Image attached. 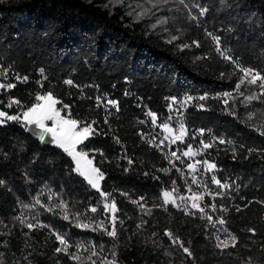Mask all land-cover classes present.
Masks as SVG:
<instances>
[{"label": "trees", "instance_id": "16d2710c", "mask_svg": "<svg viewBox=\"0 0 264 264\" xmlns=\"http://www.w3.org/2000/svg\"><path fill=\"white\" fill-rule=\"evenodd\" d=\"M179 1L181 21L187 7L206 9L202 27L221 38L233 60L264 73V0ZM233 60L214 61L204 48L168 41L123 10L92 1L0 0V81L15 85L0 89V110L21 116L38 103V94L51 92L62 115L95 121V132L81 149L104 174L98 191L56 144H43L21 121L0 125L4 264H77L56 252L62 246L53 233L85 245L87 251L68 249L80 255L79 264H91L86 258L93 248L96 264L111 261L113 252L117 264H264V122L227 113L215 99L237 83L230 71ZM183 95H208L206 109H188L187 123L225 137L208 153L216 165L211 171L230 187L214 183L203 213L162 201L165 190L186 192L187 178L146 138L149 112L166 117L171 98ZM13 100L20 104L8 107ZM101 192L117 208L115 237L97 227L103 222L102 228L113 230ZM220 219L226 223L220 225ZM27 223L48 227L29 229ZM231 236L235 247H217V237L231 244Z\"/></svg>", "mask_w": 264, "mask_h": 264}, {"label": "rangeland", "instance_id": "374dc122", "mask_svg": "<svg viewBox=\"0 0 264 264\" xmlns=\"http://www.w3.org/2000/svg\"><path fill=\"white\" fill-rule=\"evenodd\" d=\"M87 1L95 2L104 8L110 9L111 11L121 9L126 14L131 16L133 19L137 21H143L152 31H154L157 34H160L163 38H165L168 41L176 42L182 46L187 45L190 47L195 46L197 48H204L206 49L207 55L214 61L217 60L219 62L225 63L228 60L231 61L233 60L231 55L223 47L221 38L215 35L214 33L210 32L207 28L202 27L201 18H204V15L206 14V9L203 10L197 9L198 11L196 12L191 8L187 7L189 13L187 14L185 20L181 21L179 18L180 17L179 12L182 9V6L179 0H87ZM141 13L144 14L140 15ZM138 16L139 18H137ZM194 28L198 29V31H196L197 33H193ZM174 37L175 39H173ZM217 37L219 38V43H217V40L215 39ZM218 48L219 51H217ZM225 57H230L231 59H226ZM240 68L253 69L251 67L243 66L239 62L233 60V65L230 66V71L231 74L237 78V83L235 84L233 89L226 91L232 93V96L224 97L223 93H221L215 99L220 101V103L225 107V111L227 113L243 112V116L248 122H252L254 124L262 123L264 122V97H262L260 100H253L251 103H246L245 101V96L258 94L261 91V89L258 86L259 82H257V84H251V85L245 82V84L241 85L240 89L237 90L236 85L243 77V73L240 71ZM253 70L255 72H259L256 69ZM259 73L261 74V76H264V73L262 72ZM0 84L3 83L0 81ZM241 93H243V95H241ZM189 96H191L193 99L191 101H188L187 103H182L185 101L186 97ZM202 96L206 97V99L200 100L199 97L201 96L183 95L177 100H172L170 104V108L171 111H173L175 118H178L181 121H187L186 115L189 108H196L198 110L206 109L209 102V96L208 95H202ZM225 100H227V104L224 102ZM38 103H43V101H38ZM201 105L203 107H201ZM56 108L59 109L57 105ZM60 115L66 119H72L70 117L62 115L61 111H60ZM21 122L24 124L23 115H21ZM45 123L48 126H51L52 124L51 121H46ZM165 123L169 124L170 127L172 125L168 121L163 120V124ZM176 132H180V128L176 129ZM204 143L207 142L201 143V147H200L201 149H205L203 147ZM81 144H78L76 146L77 152L83 151L81 149ZM209 150L210 148H207V152L204 154L203 153L198 154L193 151V153L195 154L191 155V162L189 164H192L195 170H197L200 167V165L203 164V161H208L209 163H212L208 153ZM89 160L91 161L90 167L97 168L94 164L93 159L89 158L88 155H86V157L81 161L82 168L89 167V165H87V161ZM197 161H199L200 163H197ZM169 163L175 166L174 164L175 162L172 159L170 160ZM189 170L191 172L195 171L193 169H189ZM99 183L101 190L102 180ZM165 191L171 192L172 196L170 199L175 200V204L172 203H168V204H172L177 208H183L188 211L189 210L199 211L198 209L192 207V201L190 198L193 196V194H199L203 196L202 200L196 201V203H198L200 207L204 208V210H206V208L208 207L207 199H206L207 197L206 190H202L199 188L195 190V193H190L188 191L184 192L179 189H176V191H173V189H168ZM180 197H184L185 199L181 200ZM162 201L164 202L163 194H162ZM112 202L113 200L109 196L103 197V204L105 203L111 204ZM106 211L109 213L110 218L112 220L113 213L111 212L110 209H106Z\"/></svg>", "mask_w": 264, "mask_h": 264}, {"label": "snow or ice", "instance_id": "6c2138e0", "mask_svg": "<svg viewBox=\"0 0 264 264\" xmlns=\"http://www.w3.org/2000/svg\"><path fill=\"white\" fill-rule=\"evenodd\" d=\"M144 13H141L140 15H143ZM139 18V16L137 17ZM175 39V37L173 38ZM217 40V43H219V38H215ZM195 43V42H194ZM184 47H187V45H185ZM217 51H219V48L217 49ZM226 59H231L230 57H225ZM240 71L243 73V77L240 79L239 83L236 85V89L239 90L241 85L245 84V82H247L248 84H257V82H259V88L261 89V91L258 94H254V95H248L245 96V101L246 103H251L253 100H260L262 97H264V76H261V74L259 72H255L253 69H248V68H240ZM41 73H43V69H41ZM223 75V74H222ZM17 79L23 80V81H27V77H17ZM65 83L71 85L73 82L71 80L65 81ZM15 87L14 84H0V88H8L11 89ZM241 95H243V93H241ZM224 97H230L232 96V93L229 92H225L223 93ZM99 101V98H97ZM174 99V98H173ZM193 98L191 96L186 97L185 101L182 103H187L188 101H191ZM200 100H204L206 99V97L201 96L199 97ZM36 100L37 101H43V103H35L33 104L31 107H29L26 111L23 112V122L25 124V126L28 125H34L36 128L40 129V131L37 133V135L39 136V139L42 142H52L55 143L58 147H60L61 149H63L64 152H66L69 156H71L73 158V160L76 162V171H78L80 173V175H82L85 180L88 182V184H90L93 188L97 189L98 191L100 190V181L104 179V174L100 171L99 168H95V167H90L91 165V161H87V165H89V167H83L81 165V161L86 157L87 153L80 151L77 152L76 151V146L78 144H81L84 142V140H86L90 135H92L95 130L92 127V124L95 123V121H93L92 123H86V122H81L78 121L76 119H66L64 117H62L60 115V110L56 108L57 103H59L58 100H56L51 92H48L44 95H37L36 96ZM175 102V101H174ZM227 104V100L224 101ZM108 104H111L113 106H117V101L115 100H108L107 101ZM12 104H20V101L18 100H13L9 103L8 107H11ZM65 108H67V105H64ZM201 107H203L201 105ZM149 115L152 117V122L155 123L156 122V114L155 113H151L149 112ZM6 121H21V116L19 115H9L7 112L4 111H0V125L6 123ZM46 121H51L52 124L51 126H48L45 122ZM81 124H83V126H81ZM162 127L168 131L169 133L172 132L171 127L169 126V124L165 123L162 125ZM201 132H203V130H201ZM51 135V141H45V137L47 135ZM185 134V129L183 124L180 125V135L175 136L173 139V142H175V140H179L182 139V137ZM261 135H264V132H261ZM165 139H167V137H165ZM117 142L119 143V140L117 139ZM203 143V142H202ZM220 143H225V141L223 139L220 140ZM227 143H232L231 141H228ZM203 147L205 149L212 147V144L210 143H204ZM250 152L253 150H249ZM195 153H193L191 146L188 147V151H185L183 153L184 156H191L194 155ZM172 156H176L175 152L171 153ZM177 159H179V157H177ZM132 161L129 160V164H131ZM197 163H200L199 161H197ZM203 164L206 165V171L207 170H212L215 169L216 165L213 163H209L208 161H203ZM189 169H193L195 170L194 166L192 164L188 165ZM164 171H167V169H165ZM211 180L213 183L217 184L220 188H228L230 187V185L228 183H221L220 180H218L216 178L215 175H213L211 177ZM196 180L195 178H193V183H195ZM5 182L3 180H0V185H3ZM175 183V182H174ZM173 191H176V189H173ZM109 194L108 193H104L101 192V196L102 197H107ZM217 195H219V193H217ZM164 196V203L168 204V203H172L175 204V200L174 199H170L172 196L171 192L165 191L163 193ZM181 200H184V197H180ZM192 201V207L198 209L201 213L204 212V208L200 207V205L198 203H196V201L198 200H202L203 196L199 195V194H193V196L190 198ZM36 203L39 204L40 201L38 198H36ZM43 206V205H42ZM60 207H66L63 204L59 205ZM24 207H29V205H24ZM213 209H215V205H212ZM104 208L105 209H110L111 212L113 213L112 216V220H113V230L108 231L105 228H102V224L103 222H101L100 225H98L97 227H101L102 231L107 232L108 236L111 237H115L116 236V231H115V212L117 211L116 206H115V202H112L111 204L105 203L104 204ZM51 210V209H49ZM92 212H96V208H92L91 209ZM64 219H68V215L65 214ZM17 219H20L19 217H17ZM208 221L210 224L214 225L213 219L211 216L207 217ZM20 222L22 224L25 223L24 220L20 219ZM218 223L220 225H223L226 223L225 220L220 219L218 221ZM26 227L29 229H34L36 227H48L47 225H37V224H33V223H27ZM77 227H82V228H88L89 225L88 224H77ZM93 230H96L95 228ZM250 232H254V229H249ZM55 235L56 240L59 242V244L62 247H58L56 249V252H65L67 255H69V257L74 260L77 261V264H79L81 257L80 255H77L76 253H72L69 252L68 249L71 247H75L77 249V252H79L81 249H84L85 251H87V249L85 248V245L81 242H76L74 245L70 244L68 239H66V237L64 235H61L59 233H53ZM166 235H168L170 238H172L173 234L169 231L166 232ZM231 244H229L228 240H220L219 237H217V240L219 241L217 244V247L221 248V249H225L229 246L231 247H235L236 246V237L235 236H231ZM173 242L177 243L179 242L178 238H173ZM6 246V243H5ZM183 248V251L185 253H187L189 256L192 255V253L189 251V249L187 247H184L183 244L181 243L180 245ZM2 255L0 254V264H4V261L2 259ZM98 255L97 252L95 251V249L93 248L91 255L88 256L86 259L87 261H90L91 264H96L95 261L92 260V256H96ZM102 264H117L116 260H115V253L113 252V259L111 261L107 260L106 258H104L102 260ZM250 264V262H249Z\"/></svg>", "mask_w": 264, "mask_h": 264}, {"label": "built area", "instance_id": "2783aa9c", "mask_svg": "<svg viewBox=\"0 0 264 264\" xmlns=\"http://www.w3.org/2000/svg\"><path fill=\"white\" fill-rule=\"evenodd\" d=\"M179 98L180 97L174 96L171 98V101L177 100ZM169 109L171 110L170 107ZM156 117L157 119L155 123H153L151 119V128L146 138L149 144L158 149L165 157L167 149L171 148L172 145H186L187 147L191 146L192 151L198 154H204L207 152V149L200 148L202 142L210 143L213 146L222 144L220 143L221 139L225 141L224 136L217 134L209 127H203L197 124H188L187 121H181L180 119L175 118L173 111H171L166 117H161L158 114H156ZM163 120H166L172 124L171 133L162 127ZM181 124L184 126L185 134L182 139L175 140V142H173L174 137L180 135V132H176V129H179ZM201 130H203V132H201ZM165 137H167V139H165ZM211 148L212 147H210V149ZM190 162L191 156H186L181 159L180 163H174L175 166L181 170L184 176L187 178V191L190 193H195V190L200 188L202 190H206L208 196H213L214 192L212 186L214 183L212 182L211 177L215 175L214 172L211 170L206 171V165L204 164L200 165V167L194 172H191L188 168ZM193 178L196 180L195 183H193Z\"/></svg>", "mask_w": 264, "mask_h": 264}, {"label": "bare ground", "instance_id": "6f19581e", "mask_svg": "<svg viewBox=\"0 0 264 264\" xmlns=\"http://www.w3.org/2000/svg\"><path fill=\"white\" fill-rule=\"evenodd\" d=\"M185 151H188V147L186 145H172L171 148H168L166 151V158L168 160L172 159L175 163H180L181 159L186 157L183 155ZM172 152H175L176 156H172ZM177 157H179V159H177Z\"/></svg>", "mask_w": 264, "mask_h": 264}, {"label": "water", "instance_id": "95a60500", "mask_svg": "<svg viewBox=\"0 0 264 264\" xmlns=\"http://www.w3.org/2000/svg\"><path fill=\"white\" fill-rule=\"evenodd\" d=\"M40 131V129L36 128L34 125H28L27 126V132L30 133L31 135L39 138V136L37 135V133ZM45 141H51V135H47L45 137ZM43 144L49 146V145H53L55 143H52V142H42Z\"/></svg>", "mask_w": 264, "mask_h": 264}]
</instances>
